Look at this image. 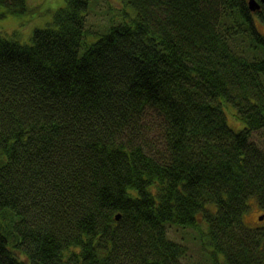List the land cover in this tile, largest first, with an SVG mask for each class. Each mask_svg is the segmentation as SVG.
I'll list each match as a JSON object with an SVG mask.
<instances>
[{
	"label": "trees",
	"instance_id": "obj_1",
	"mask_svg": "<svg viewBox=\"0 0 264 264\" xmlns=\"http://www.w3.org/2000/svg\"><path fill=\"white\" fill-rule=\"evenodd\" d=\"M124 2L133 21L94 40L89 0L32 42L0 31V264H193L176 226L197 230L198 264H264V225L244 220L264 208V6Z\"/></svg>",
	"mask_w": 264,
	"mask_h": 264
},
{
	"label": "rangeland",
	"instance_id": "obj_2",
	"mask_svg": "<svg viewBox=\"0 0 264 264\" xmlns=\"http://www.w3.org/2000/svg\"><path fill=\"white\" fill-rule=\"evenodd\" d=\"M66 0H29V9L25 12L7 11L8 7L0 6V31L8 37L16 38L21 42H32V36L37 28L47 26L52 21L54 13L65 5ZM136 11L124 0H89V14L87 17V27L89 40H94L97 34L94 32L102 31L110 23L132 22ZM261 30L264 32V23L259 22ZM225 106L229 125L239 130L244 126V122L239 118L231 108ZM253 141L264 147V127L253 131ZM264 213V208L256 201L251 202L249 209L244 214V220L251 226L264 225V218L259 216ZM174 239L186 242L190 245L192 253L187 260L193 264L198 261L204 263L202 256L201 240L196 229L192 227L183 228L180 226L170 228L169 232ZM186 261V258H185Z\"/></svg>",
	"mask_w": 264,
	"mask_h": 264
},
{
	"label": "water",
	"instance_id": "obj_3",
	"mask_svg": "<svg viewBox=\"0 0 264 264\" xmlns=\"http://www.w3.org/2000/svg\"><path fill=\"white\" fill-rule=\"evenodd\" d=\"M264 6V0H249V6L251 10L255 11L261 8V6ZM120 213L117 214V218L120 217ZM260 219L264 218V213L259 216Z\"/></svg>",
	"mask_w": 264,
	"mask_h": 264
}]
</instances>
